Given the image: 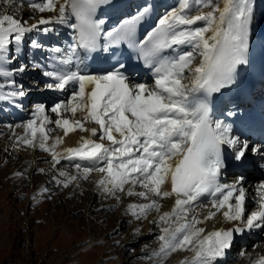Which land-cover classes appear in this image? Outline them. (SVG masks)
Masks as SVG:
<instances>
[{
    "label": "snow or ice",
    "instance_id": "obj_1",
    "mask_svg": "<svg viewBox=\"0 0 264 264\" xmlns=\"http://www.w3.org/2000/svg\"><path fill=\"white\" fill-rule=\"evenodd\" d=\"M0 3L13 8L26 3L32 13L42 14L25 20L0 13V105L20 108L33 89L60 94L50 107L55 119L45 103L37 102L30 118L15 125L23 128L17 145L49 153L53 169L62 160L75 168L76 175L58 172L64 180L53 176L57 184L67 188L98 173L96 188L106 197L120 201L123 193L148 201L128 204L137 220L147 219L152 210L160 213L156 198L174 197L171 209L151 221L164 225L158 249L149 254L159 258L157 264L178 251L192 253L179 264H224L239 237L264 233V179L256 185L257 208L250 213L245 174L222 182L230 166L264 161V99L259 116L252 107L254 77L264 82V40L254 43L257 26L264 30V0L165 5L144 0L111 27L97 12L102 6L118 11L116 0ZM159 7L163 13L140 39L138 25ZM58 26L69 30L66 48L33 38L59 36ZM133 58L143 61L150 77L132 75ZM30 71L36 75L26 85ZM50 125L63 136L53 138ZM77 131L87 136L58 152L64 138ZM209 221L227 226L206 231L202 225ZM254 264H264V256Z\"/></svg>",
    "mask_w": 264,
    "mask_h": 264
},
{
    "label": "rangeland",
    "instance_id": "obj_2",
    "mask_svg": "<svg viewBox=\"0 0 264 264\" xmlns=\"http://www.w3.org/2000/svg\"><path fill=\"white\" fill-rule=\"evenodd\" d=\"M7 9L4 11L8 12ZM8 140L13 141L9 135H5L0 140V264H148L150 262L146 252L157 238L155 235L143 238L142 227L140 230L137 229L138 231H129L131 223L129 220L122 226L117 225V217L113 220L114 215L108 212V208L107 211L97 206L99 200L91 207L81 205L80 192L73 191V182L67 188L54 182L51 176L53 173L48 167L37 162L38 159L48 156L39 158L44 153L36 151L33 147L32 151L23 152L24 169L14 171L19 168L16 157L19 160L21 158L19 154L22 152L20 145L16 142L9 145ZM30 160L35 163L30 164ZM39 169L44 171L41 172ZM46 173H50L49 177L48 174L45 175ZM46 178L49 183L46 182ZM45 188L46 192L41 191ZM84 188L90 189V186ZM73 195L79 205L72 199ZM112 209H118V204L113 205ZM91 210L97 214L89 219L87 215ZM128 231L130 234H126ZM124 239L128 240V244L122 250L121 241ZM139 252L143 253L139 254ZM169 259L170 256L164 259L163 264ZM154 263L156 264L157 261L151 262Z\"/></svg>",
    "mask_w": 264,
    "mask_h": 264
},
{
    "label": "bare ground",
    "instance_id": "obj_3",
    "mask_svg": "<svg viewBox=\"0 0 264 264\" xmlns=\"http://www.w3.org/2000/svg\"><path fill=\"white\" fill-rule=\"evenodd\" d=\"M6 8H8L7 6L5 7H2L3 10H5ZM7 11L9 13H12L13 9L10 7L7 9ZM28 10L26 8H22V10H20L19 12L21 14L27 12ZM37 19V18H36ZM198 62V61H197ZM187 82V81H186ZM87 126H91V125H87ZM15 133H20L21 129L18 128V129H14L13 130ZM8 135V134H7ZM87 136V133H81L79 131L75 132V133H70L69 136L65 137L64 140H63V143L58 145L57 146V151L58 152H62L63 149L65 148H68V147H72L73 145H76L77 144V141L79 140L80 136ZM55 136H63V132L62 130L60 129H56L55 132L53 133V138ZM2 138H0L1 140ZM14 141H9L8 140V144L9 145H12ZM15 147V146H14ZM18 146H16L17 148ZM21 152L22 154H19L21 156V158H18L16 157V161L18 162L19 164V168L14 170V171H21L22 168L24 169V166H23V158H22V155H23V152L24 150L26 151H32V148H24V147H21ZM35 149V148H34ZM28 151V152H29ZM18 155V156H19ZM37 156V155H36ZM39 156V155H38ZM43 157H46L48 156L47 154H43V155H40L39 158H42ZM48 158V157H46ZM46 158H43V159H38L37 162L39 165H42V164H45V166L48 167V169L50 170L51 173H55L54 172V169L52 168V162H49V161H46L45 159ZM35 162H33L32 160H30V164H34ZM21 168V169H20ZM57 169V168H56ZM59 171H65L62 167H59V169H57ZM57 171V173L59 172ZM48 174V177H49V174L50 173H46L45 175ZM254 174H252L251 172H246L245 176H246V183H245V187H250L252 192H254V194H256V184L254 183L251 184L250 182H255V179L258 181L260 180L258 178V176H253ZM57 178H60V180H63L61 179V177H57ZM229 179H234L236 178V176H232V175H228ZM99 179V174L98 173H95L93 172L92 174H90V176L88 177V179H86L85 181H79V180H76L73 182V188L74 189L73 191H76V193H79L81 195V205H86L87 207H91L92 205H94L93 203H95L96 201L99 200V204L97 206H101V208H105L107 210L108 208V212H111L110 214H113L114 217H113V220H115L116 218V224L119 225V226H122L124 225L128 220H131L132 222L130 223V226H129V231L130 230H137L142 227L143 229H141V235H144L143 238H148V237H152L153 235H156V233H159V228L164 226V225H158V224H153L151 223V221L155 220L158 215L160 213H163L164 211H169L174 203V199L173 197L172 198H165V199H159V203L161 205V208H160V213H157L155 210L152 211V213H150L148 216H147V219H142V220H133L131 218V215L129 214L127 210V206L129 204V202H131L133 200L132 196H126L124 195L123 193L120 194L121 196V199L120 201H116L114 200L112 197H106L102 192H100L97 188H96V184H95V181ZM248 179L250 181H248ZM47 180V178H46ZM45 180V181H46ZM55 181V180H53ZM47 183H49V180L46 181ZM61 185V184H59ZM77 186V187H76ZM84 186H90V189H86L84 188ZM76 188L78 190H76ZM91 188H94L93 190ZM60 190V189H59ZM65 190V189H63ZM62 190V191H63ZM75 196H77L76 194H74ZM74 195H73V198L75 200V203H78L76 201V197L74 198ZM118 204V209H112L113 208V205L116 206ZM79 205V203H78ZM201 211V214H206L204 212V210H200ZM94 211L91 210V211H88V218L90 219L91 217H93L94 214L93 213ZM107 213V212H106ZM109 214V215H110ZM92 215V216H91ZM108 215V216H109ZM126 226V225H125ZM203 227L206 228V231H210L212 230V228L215 226V227H221V226H227V225H223V224H220V223H216L214 221H209L206 225H202ZM119 229V228H118ZM125 230V229H124ZM126 232V234L129 233ZM115 232V231H114ZM113 232V233H114ZM125 234V233H124ZM130 234V233H129ZM132 234V233H131ZM136 234V233H135ZM116 235V234H115ZM129 236V235H128ZM140 237V235H138ZM116 237V236H115ZM124 238V237H123ZM154 238V237H153ZM119 241H120V238H118ZM117 239V240H118ZM148 240V239H147ZM115 241V240H114ZM128 240H122L121 242V249L123 250V248L125 247ZM144 241V240H143ZM142 241V242H143ZM152 242V241H151ZM158 242L157 238L154 239L153 241V245H155L156 243ZM139 243V242H138ZM142 245V244H141ZM139 246V245H138ZM144 246V245H143ZM149 246V245H148ZM151 246V247H152ZM141 247V246H140ZM118 249V248H117ZM142 249V247H141ZM126 252V251H125ZM143 253V252H142ZM139 252V254H142ZM131 254V253H130ZM137 254V253H136ZM192 253L191 252H188V251H178L177 253H173L170 255V259L165 263V264H179V262L185 258V257H189L191 256ZM128 256V255H127ZM260 256H264V240L260 241V243H258L256 249H251V248H246L243 252V255L239 256V258L237 259L236 263H233V264H254V261H256ZM146 257V256H145ZM127 258V257H126ZM133 258V257H132ZM140 258V256H139ZM142 258V256H141ZM138 259V258H137ZM147 259V258H145ZM149 259V260H148ZM148 264H151V262H155V261H158L159 258H148ZM129 260V259H128ZM141 260V259H140ZM146 260V261H147ZM136 261V260H135ZM118 263V262H117ZM135 264V263H133ZM155 264V263H154ZM157 264V263H156Z\"/></svg>",
    "mask_w": 264,
    "mask_h": 264
}]
</instances>
